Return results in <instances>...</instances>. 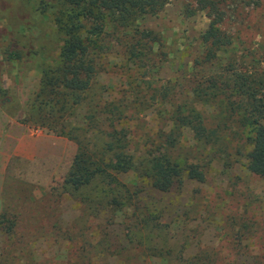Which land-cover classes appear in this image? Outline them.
I'll use <instances>...</instances> for the list:
<instances>
[{
	"label": "rangeland",
	"instance_id": "rangeland-1",
	"mask_svg": "<svg viewBox=\"0 0 264 264\" xmlns=\"http://www.w3.org/2000/svg\"><path fill=\"white\" fill-rule=\"evenodd\" d=\"M214 14L229 49L263 54L264 0H167L160 12L138 21L162 41L165 55L154 49L158 71L146 76L119 67L121 48L112 44L102 56L116 64L108 72L117 76L103 74L101 81H122L123 89L131 80L143 94L152 75L160 82L176 79L201 51ZM62 43L54 8L39 0H0V104L32 134L49 135L34 161L27 147L0 156V264H264V179L247 169L236 139L227 153H213L186 132L169 153L179 163L201 165L205 179L184 177L160 191L141 168L145 153L157 148L149 143L157 121L131 119L134 168L111 171L105 182L77 191L66 183L75 142L23 121L42 68L57 59ZM105 186L114 191L102 198Z\"/></svg>",
	"mask_w": 264,
	"mask_h": 264
},
{
	"label": "trees",
	"instance_id": "trees-1",
	"mask_svg": "<svg viewBox=\"0 0 264 264\" xmlns=\"http://www.w3.org/2000/svg\"><path fill=\"white\" fill-rule=\"evenodd\" d=\"M39 1L54 8L63 43L57 59L42 68L23 121L75 142L77 152L66 178L71 188L77 191L95 180L103 183L111 171L134 168L128 121L149 115L158 124L155 142H149L157 148L145 153L141 168L154 188L167 191L184 177L204 181L201 165L179 163L169 153L186 132L202 150L209 147L213 153H227L236 139L235 151L243 153L247 169L264 179V52L248 57L229 49L219 14L201 35V51L190 67L165 82L152 75L140 94L131 80L123 89L122 81H101L103 74L117 76L108 72L116 64L102 54L117 44L119 67L146 76L157 72L162 41L138 21L160 12L167 0ZM207 105L216 112L206 114ZM111 189L103 187L101 197L107 198Z\"/></svg>",
	"mask_w": 264,
	"mask_h": 264
},
{
	"label": "crops",
	"instance_id": "crops-1",
	"mask_svg": "<svg viewBox=\"0 0 264 264\" xmlns=\"http://www.w3.org/2000/svg\"><path fill=\"white\" fill-rule=\"evenodd\" d=\"M46 139H49V135L32 134L27 125L18 123L0 104V156L9 149L16 153L27 147L24 152L29 156L30 161H34L42 150V140Z\"/></svg>",
	"mask_w": 264,
	"mask_h": 264
}]
</instances>
